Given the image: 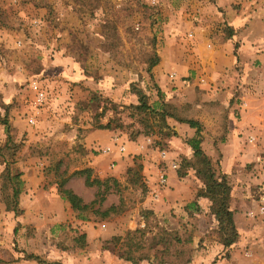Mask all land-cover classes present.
<instances>
[{"label":"rangeland","instance_id":"374dc122","mask_svg":"<svg viewBox=\"0 0 264 264\" xmlns=\"http://www.w3.org/2000/svg\"><path fill=\"white\" fill-rule=\"evenodd\" d=\"M201 3L203 0H0V118L5 115L12 142L18 145L9 169L12 174L25 175L20 178L33 179L40 173V186L46 193L31 205L34 218L3 213L4 204L0 202V264H130L119 257V242L110 240L135 228L146 231L143 237L146 245L154 243L147 251L151 257L167 246L169 250L182 249L183 259L188 258L185 264H264V82L255 87L245 78V82H228L226 88L217 86L208 109L165 100L166 95L155 83L157 68L163 82L193 81L192 76L180 74L184 65L181 58L192 51L180 40L185 36L174 33L170 26L171 21L179 24L182 15L196 16ZM204 3L212 8V0ZM153 54L158 57L157 63L148 67L147 60ZM61 58L78 63L93 82L91 87L80 86V98L65 108L63 101L56 102L57 97L46 83L59 81ZM32 81L47 93L46 101L38 108L32 103L29 87ZM238 84L242 86L237 87ZM136 90H141L151 107H164L177 119H194L200 132L206 133L202 151L209 157L215 178L223 176L229 186L227 207L232 211L237 234L229 246L221 243L224 233L219 231L206 197L207 205L201 211L206 209L212 219L209 214L199 216L200 207L195 200L203 183L188 165L194 163L189 147V156L170 158L176 162L173 167L176 176L187 177L182 187L185 203L179 205L187 213L163 208V201L170 195L160 194L162 201L155 200L157 190H163L167 184L170 161L166 163V153L170 148L180 147V143L170 128V117L165 119L169 131L161 134L144 133L137 118L129 117L127 106L136 103ZM172 94L176 98V93ZM187 94L184 90L181 95ZM202 110L208 117L206 126L193 116ZM246 114L249 119L245 129L232 132L231 128L240 125ZM30 116L33 124L27 121ZM108 120L109 128L94 127L97 121L105 124ZM119 123L121 127L117 126ZM92 131L96 132L93 143L85 148L79 140ZM109 133L122 142L114 143L122 157H131L128 167L134 161L141 164L138 184L127 182L125 169L114 177L123 198V211L109 221H82L69 206L50 201V188L56 190V185L52 183V173L44 177L43 171L47 158L49 162L59 161V168L65 167L67 174L83 167L84 155L91 153L95 158L102 152L103 143L99 140H106ZM194 136L195 131L190 138ZM190 138L181 140L187 143ZM70 139L74 142L70 143ZM125 140L135 141L137 151L119 150ZM4 141V127L0 124V147ZM75 143L81 144V155L70 151ZM2 152L0 172L6 160ZM224 155L229 162L222 166ZM162 170L166 182L161 187L156 178ZM180 170L185 173L179 175ZM24 189L23 183L21 192ZM87 189L89 196L95 187ZM116 202L117 195L110 193L100 209ZM57 212H62L58 216L59 219L64 216L63 220L57 221ZM172 232L179 242L172 239ZM80 233L85 234L82 248L72 241ZM161 236L163 241H158ZM168 258L173 259L171 255ZM139 263L157 264L146 260Z\"/></svg>","mask_w":264,"mask_h":264},{"label":"crops","instance_id":"0c3cea01","mask_svg":"<svg viewBox=\"0 0 264 264\" xmlns=\"http://www.w3.org/2000/svg\"><path fill=\"white\" fill-rule=\"evenodd\" d=\"M204 2L205 0H203V4L201 3V8L199 7L200 9H198L199 12L196 16H188L189 14L182 15L179 24L174 25V21H171L173 25L170 26L174 33L185 36V38L180 37V40L184 41L192 51L191 54L186 55V58H181L185 66H182L180 74L192 76L193 81L163 82L164 79L159 68L154 72V78L160 91L166 95L165 100L187 102L195 107L208 109L211 106L213 96L217 94L213 93L217 86H224L226 88L228 82H245V78L255 87L264 82V0H212L210 4L212 8L207 7ZM235 4H239V6L237 7ZM223 28H225V32ZM60 64L61 66L57 71V80L59 81L46 83L57 97L56 102L63 101L62 107L65 108V106H70L80 98L78 94L79 91L81 92L80 86L91 87L93 82H90L89 77L81 71L79 64L75 61L64 58ZM100 84L98 83V87H100ZM241 86V84L237 85V87ZM172 87H175V89H172ZM184 90L188 91L187 95H181ZM172 93H176V98H172ZM169 96L170 98H168ZM202 112L204 110L198 115L193 116L198 117L202 125L206 126L208 117ZM170 119V128L176 133L180 147L175 146V148L169 149L166 153V163L171 160L170 158H180V154L185 157L189 156L188 151L190 147L185 143L186 141L181 140V137L182 139L185 137L190 138L195 131L194 128L189 127L184 122L176 121L172 117ZM248 119L249 117L246 114L242 118L240 125L236 128H231L232 132L244 130ZM95 133V131L89 132L84 135L82 141L79 140L83 147H90V142L93 143L92 137ZM200 134H202L200 146L201 149H204V144L207 140L206 133L200 132ZM64 135L65 133H62L63 137ZM108 135L109 137L106 140H99V142L103 143L100 145V149L107 147L109 148L108 151L98 153L95 158L92 156L94 159H91V153L84 155L83 167L91 168L92 174L98 178L106 176L119 177L132 163L131 157H122V154L117 150L114 143L117 145L122 143L119 137L113 133H109ZM69 142L73 143L74 141L70 139ZM234 144L232 143V145ZM122 146L127 151H130L132 148L136 149V151L138 149L135 141L125 140ZM209 155L211 156L212 154ZM228 162V156H222L220 164L225 166ZM48 163L47 158V165ZM21 176L24 177L25 175L21 174ZM41 177L42 175L38 173V176L33 179L21 178L24 181L25 189L18 196V206L25 218L28 215L34 218L35 210L31 205L35 203V200L46 195L40 186ZM186 178L177 177L175 170L168 167L167 184L163 190H157V195L155 194L157 199L155 200L159 202L161 199L162 201V198H159L160 194L170 195V198H165V201H163L165 203L163 208L168 210L174 209L176 211L180 209L186 214L187 209L184 207L179 208L181 204L185 203L182 187ZM64 186L79 195L84 202L90 201L93 197V193L89 196L87 195L88 189L84 185L82 177L70 176ZM51 189L54 190L52 193ZM48 197L54 204L68 207V203L60 199L54 187L50 188ZM144 202H147L146 199ZM195 202L200 207L201 215L199 216L209 214L206 209L201 211L204 208V204L207 205L205 197H196ZM1 211L3 213H12L5 210L4 206L1 207ZM154 211H156V207ZM61 214L62 212H57V216ZM209 216L212 219V215L209 214ZM63 217L59 219L58 216L56 219L57 221H61Z\"/></svg>","mask_w":264,"mask_h":264},{"label":"trees","instance_id":"16d2710c","mask_svg":"<svg viewBox=\"0 0 264 264\" xmlns=\"http://www.w3.org/2000/svg\"><path fill=\"white\" fill-rule=\"evenodd\" d=\"M157 60L158 57L153 54L151 58L147 60L148 67L155 65ZM146 70H148V68ZM156 92L159 94L158 89ZM135 94L137 95V100L136 103L127 106L129 110L128 115L131 119L137 118V121L142 124L144 133L157 132L161 134L164 130L169 131V127L165 122L166 117H172L175 120L185 122L189 127L195 129L196 136L190 138V140L187 141V144L192 151V157L194 160V163H188V165L190 168L194 169L195 173L203 183V188L196 193V196L206 197L210 201V212L214 215L219 231L224 233L221 243L224 246H229L235 241L237 236L232 219V211L227 207L229 186L223 176L219 177V180L215 178L214 172L211 169L209 157L200 148L199 123L190 118L177 119L164 107L158 109L151 107L147 104L146 96L141 90H136ZM109 122L110 120L105 124H101L97 121L94 127L107 129L110 127ZM0 124L4 127L5 132V141L0 147V151H3L2 155L6 159L3 162V168L0 172V191H2L0 202L4 204L5 210L11 211L14 216H17L22 213V210L18 206V195L22 190L23 181L20 178V172L14 174L10 172L9 165L14 161V153L18 145L12 142L13 140L9 132V124L5 115L0 118ZM117 126L121 127L122 124L119 123ZM171 134H174V132ZM165 135L168 134L166 133ZM70 151L81 155L83 148L81 144L75 143L70 147ZM195 163L198 165L194 166L193 164ZM59 164L60 162L57 160L55 162L50 161L43 171V176L47 177L49 172L52 173V177H54L52 183L56 185L57 195L68 203L69 208L75 214L77 219L82 221H109L123 211V198L120 193L118 181L114 177L106 176L104 178H98L92 174L91 168L86 166L75 168L67 174L66 168L64 167L63 169H60ZM140 170L141 164L136 161L133 162V166L126 168V180L130 185L135 186L138 184ZM184 173L185 172L182 170L178 172L179 175H183ZM70 176L82 177L83 183L86 187H95L93 197L90 201L84 202L79 195L64 186L66 180ZM47 183L50 184L49 180ZM110 193H115L117 195V202L111 203L100 209L106 195ZM145 232L146 231L142 228L128 229L125 230L122 237L112 236L110 241L114 243L119 242V248H121L119 257L130 262V264H140L139 262L141 260L157 264H185L188 262L187 257L183 259L182 249L169 250L167 246L159 250L157 254H152L151 257L147 251L151 249L154 243L146 245L143 239ZM171 234H173V232ZM173 237L175 242H179L174 234L172 239ZM72 241L77 243L76 247H84L85 234L80 233L74 236ZM158 241H163L162 236L159 237ZM170 255L173 259L168 258ZM27 257L33 259L36 258V256L33 255H28Z\"/></svg>","mask_w":264,"mask_h":264},{"label":"built area","instance_id":"2783aa9c","mask_svg":"<svg viewBox=\"0 0 264 264\" xmlns=\"http://www.w3.org/2000/svg\"><path fill=\"white\" fill-rule=\"evenodd\" d=\"M172 76H173V73L170 74V77H172ZM29 87H30V90L32 91V94H33L32 103L34 105V108H38V107L42 106V104L46 101V97H47L46 91L43 89V87L41 85H39L35 81L30 82ZM27 121L30 124L34 123V119H33L32 116H30L27 119ZM118 149L122 150L123 147L119 146ZM108 150H109V148L106 147V148L102 149V152H106ZM169 166L171 168L175 167L176 166V162L175 161H170L169 162ZM165 175L166 174H165V172L163 170L158 172V176L156 178V182H157L158 186L162 187V186L165 185V182H166V176ZM263 176H264V174H263ZM153 193L155 195V192H153Z\"/></svg>","mask_w":264,"mask_h":264}]
</instances>
